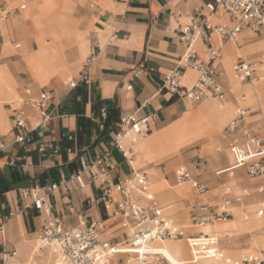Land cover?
<instances>
[{
    "label": "crops",
    "instance_id": "crops-1",
    "mask_svg": "<svg viewBox=\"0 0 264 264\" xmlns=\"http://www.w3.org/2000/svg\"><path fill=\"white\" fill-rule=\"evenodd\" d=\"M212 4L213 0H0V141L6 146L0 152V225L4 224L0 241L6 249L17 250L26 261L35 244L31 242L32 237L40 234L46 224L43 213L25 208L28 201L22 198V191L68 179L85 162H92L113 148L120 120L125 116L141 119L153 115L156 127L149 135L132 133L125 140L132 159L113 150L112 186L118 180L132 179L136 173L145 172L150 193L162 205L158 206L164 210L170 208L173 218L178 217L179 221L184 215L173 209L171 200L175 195L187 193L192 185L189 182L176 189L171 186L174 175L177 180V172L173 173V170L180 163L198 156L207 157L210 169L222 168L217 174L229 173L231 185H241L235 175L242 169L234 163L232 150L225 153V160L221 162V154L212 153L211 146L219 141L226 124L236 114L234 104L227 101L226 108L221 110L215 101L181 99L165 87L166 75L175 69L182 74L186 88H191L198 79V73L186 68L182 61L186 46L180 39L181 29L192 24L190 17L196 24L208 19L213 26H235L236 20L229 18L221 8L213 12ZM76 8L82 12L81 25H77L71 16ZM15 12L19 17L13 18ZM19 19L23 24L20 28L23 39L22 44L14 45ZM246 30L258 35L262 28L258 32L241 31L238 43L241 41L242 45L225 41L213 32L199 37L196 62L209 63L210 50L222 48L223 57L215 65L225 74L226 92L230 93L231 89L245 92L248 96H242L241 105L244 108L261 107L264 115V85L259 90L243 87V83L237 86L230 76L231 69L235 75L234 64L239 58L255 56L264 48V40L256 41ZM29 35H35V50L30 49ZM12 46L23 48L18 52L12 50ZM5 51L8 55L3 58ZM93 52L94 60L87 68L90 83H80L70 89L67 80L69 83L78 80L85 70L87 61L84 63V60ZM45 57L53 59L51 65L43 67L38 61L30 66L28 62L33 59L43 61ZM38 104H42L43 110L50 115L48 123L43 124ZM104 107L108 109L109 117L101 127L100 113ZM18 111L24 112L26 129L35 130L33 141L26 145L14 144L18 131L11 125V118ZM182 126H185V135L180 131ZM41 143L48 145L46 155L38 151ZM199 144L200 149L182 155L184 149ZM83 181V187L77 182H68L50 195L53 217L60 220L65 229L80 222L102 221L105 225L103 241L109 246L123 242L128 233L122 220L115 215L114 205L96 203L105 186L104 180L91 182L86 176ZM255 183L260 192L264 178H255L247 184ZM195 191L197 197L190 204L192 228H198L193 226L195 203L213 205L208 201L213 195ZM246 196L232 197L239 198L241 201L235 204L242 205ZM119 199L116 195V200ZM254 206L252 204V208ZM11 211L15 216L9 218ZM259 211L258 204L249 220L257 218L262 221L261 225L255 223L234 234L249 235L254 229L263 227L264 217ZM165 216L171 224L183 228L189 237L216 236L223 246L233 237L203 234L201 228L197 233L189 234L184 225L172 220L167 210ZM243 216L237 210L229 220L242 221L245 214ZM254 241L264 244V234L251 236L250 247ZM154 247H163V243H152L150 250ZM46 250L52 253L50 248ZM225 250L229 249L223 248V252ZM123 256L128 259H122ZM50 257L45 261L39 255L33 264H54L56 255ZM133 257L137 258L133 254H117L109 264H125Z\"/></svg>",
    "mask_w": 264,
    "mask_h": 264
},
{
    "label": "built area",
    "instance_id": "built-area-1",
    "mask_svg": "<svg viewBox=\"0 0 264 264\" xmlns=\"http://www.w3.org/2000/svg\"><path fill=\"white\" fill-rule=\"evenodd\" d=\"M221 8L225 14L236 20L233 27L227 25L213 26L208 19L202 24H196L190 17L192 24L181 29L180 39L186 46L183 56V65L195 70L198 79L191 88H186L182 82V74L175 69L165 77V87L177 97L192 102L216 99L225 102L227 92L224 86L223 72H219L216 63L223 57L222 48H212L209 52V63L196 62V43L199 37L208 32H213L225 41L238 43L239 34L245 29L258 32L264 27V0H213L210 9L214 12ZM95 53L85 64L78 80L69 83L70 89H75L80 83H90L88 67L94 60ZM264 64V54L259 60L247 61L242 57L234 64L236 78L241 83L253 82L256 72ZM37 107L42 111L43 124L48 123L50 115L47 114L42 104ZM99 124L104 127L109 117L108 109H101ZM247 109L238 108L236 116L228 124L225 130V138L228 139L229 148L232 150L237 163L244 165L247 173L252 178H264V137L259 136L248 124H246ZM264 122V118H263ZM11 125L18 131L14 144L26 145L33 141V132L26 129V119L23 111L16 112L11 118ZM156 127L153 115L137 119L133 116L122 117L119 123V131L116 134L113 148L99 156L92 162H85L82 167L68 179L64 178L59 183L46 186H33L22 191V198L28 201L26 209H33L46 216V224L41 232V240L45 245L55 243L58 248V256L63 264H109L111 258L117 254H130L147 248L154 242H166L186 239L192 252V262L200 259H222L223 254L218 248V238L211 235L189 237L183 228L171 224L165 210L160 208L153 195L149 193V180L145 172H138L132 179L118 180L114 182L112 171V152L120 151L127 159H132V154L125 147V140L131 133L142 136L149 135ZM40 137L42 133L39 132ZM6 146L0 141V152ZM48 145L41 143L38 151L46 155ZM89 176L91 182L104 180L105 186L97 204H113L115 215L119 217L127 229V237L123 242L109 246L103 241L105 225L102 221L90 223L80 222L73 228L65 229L62 222L53 217L52 206L49 197L55 191L65 186L68 182H77L84 186V177ZM177 181L179 183L191 182L194 188L201 194L208 192V188L193 178L186 166L178 170ZM260 194L263 199L259 202L260 213L264 217V186ZM116 195L120 196L116 200ZM239 198L226 197L216 205L195 203L194 223L195 227H203L217 222H225L232 217V208ZM15 216L9 213V218ZM0 232H4V224L0 225ZM264 232V226H263ZM0 264H21L18 252L15 249H6L0 241ZM138 254V253H135ZM142 254L139 253V256ZM141 264H171L158 255H147ZM229 260H227L228 262ZM230 263V262H228ZM235 264H264V259L244 258Z\"/></svg>",
    "mask_w": 264,
    "mask_h": 264
},
{
    "label": "rangeland",
    "instance_id": "rangeland-1",
    "mask_svg": "<svg viewBox=\"0 0 264 264\" xmlns=\"http://www.w3.org/2000/svg\"><path fill=\"white\" fill-rule=\"evenodd\" d=\"M17 6V5H14ZM29 7V5H28ZM82 14L80 8H76L73 12H72V18L73 20L77 23V25H81V23L79 22V18L80 15ZM19 15L18 12L14 13L13 18L15 17H19L17 16ZM5 16V15H4ZM20 20V19H19ZM25 21L28 22L29 21V17L26 16L25 17ZM23 27L22 21L20 20V26H19V31L18 33L15 35V44L20 43L22 44V32H20V28ZM245 32L251 33L254 37V39L256 41H262L264 40V28H262L261 33H259L258 35H254L252 32L246 30ZM35 35H29L28 37V41L30 43V49L31 50H35L37 49V44L35 43ZM238 45H242V42L240 41L238 43ZM23 47H20L19 49H16L15 46H12L11 49L14 51H20ZM264 54V48H261L258 52L257 55L255 56H251L248 57L245 55V58L243 56V59H246L247 61H256L259 60L261 58V56ZM8 55V52H4L3 54V58H5ZM47 56V53H46ZM90 56V55H89ZM89 56L84 60V63L88 60ZM40 62L42 63L43 67H46L47 65H51V62H53V59H49V58H43V61L40 60H36L33 59L32 61H29L30 66H33L34 63L36 62ZM34 62V63H33ZM262 71L256 72V78L253 82H248V83H243V87H250L253 90H259L263 85H264V65H262ZM233 83L235 85H240L241 82L237 83L236 81L232 80ZM67 83L69 84V81L67 80ZM242 96H245L247 98V94L245 92H235L233 89L230 90V93L227 92V98L225 101H230L234 104V110H237L238 108H244L241 105V100H242ZM204 101H220V100H216V99H210V100H204ZM218 103V102H217ZM225 106L224 104H218L219 109L221 107ZM245 109H247V114L245 116L246 118V122L248 124H250V127L259 134V136L264 137V122H263V118L264 115L261 114V107L259 108H252V107H246ZM236 116V114L234 113L233 116L231 117L230 120H232V118ZM230 122V121H229ZM229 122L226 124V126L229 124ZM225 126V127H226ZM225 128L223 129L220 137H219V141L218 142H213L212 143V153L214 154H221V158L220 161L223 162L225 160L224 155L225 153L228 151L229 152V142L228 139L225 138ZM201 145H193L191 147H188L186 149H184L182 151V155L183 156H187L189 155L192 151L196 150V149H200ZM220 149V150H219ZM234 163L236 164V166H239L242 170L241 173L237 172V174L235 175V179L238 183H240L241 185L238 186H233L231 185L230 181L231 178L229 177V173H224V174H217V171L222 169V168H217V169H210L208 167V158L207 157H202V156H198L192 159H189L188 162L185 163H180L178 166H176L173 170L174 172H177L178 174V170L181 166H186L189 171L191 172V174L193 175V178L198 180L199 182H202L203 184L206 185V187L208 188V192L211 195H213V198L211 199H204L205 201H209V203L213 204V205H218L219 203H221L223 201V199L227 196H235V195H248L246 196L245 202L244 204H235L232 208V217L234 215L235 211H240L241 216L244 217L243 215L247 214L249 217H251L253 215V213L255 212L259 202L263 199V195L258 193L260 187L258 185H256L257 183H255L254 185H249L247 183H249L250 181H252L255 178L250 177L247 172H246V168L244 165H241L239 163H237L236 159H234ZM233 163V164H234ZM233 166V165H232ZM168 178V177H167ZM171 183V182H170ZM185 184V183H184ZM179 183L176 179H175V175H174V182L171 183V186L174 187V189H176V187L178 185H184ZM191 188L189 189V191L185 194H181V195H175L173 196V199L171 200L172 205L174 206L173 209H177L179 210L183 215L184 218L183 220H179L177 221L178 217H175V219L173 218L174 214L171 213L170 208L169 209H165L167 210L168 215L171 216L172 220H174V222H176L177 224L180 225H184L187 229V232L189 234H195L197 233L198 229L201 228L200 233H204L203 227H199V228H192L190 227L191 221H190V204L192 203V201L194 200L195 197H197V193L195 191V189L192 187V185L190 184ZM246 189L249 191L247 192ZM227 193H230L229 195H227ZM158 205L160 207H162L160 200L156 197L155 198ZM252 204H254L255 206L252 208ZM232 219V218H230ZM246 218H244L242 221L239 220H229L226 223L223 222H217L215 224H212V229H213V233H215L217 236L223 238L226 234L230 235L232 238H230V243L226 246H223L221 241L219 242V247H220V252L222 254H224V256H222V259H204L206 261V263H210V264H235V262H241L244 258H260V259H264V244H261V250H258L255 248L254 243L252 242V245L250 247V243L248 242L251 238V236L253 235H259V234H264V232L261 230L263 227H261L260 229H254L253 233H249V235H245L243 234H234V233H238L241 229H245L242 226V222L245 221ZM250 222V221H249ZM262 223H260L261 225ZM264 226V225H263ZM41 233L38 235H35L32 237V241L31 242H40L41 238ZM173 243H175L176 245H182L185 244L187 248L189 247V244L186 240H174L171 241ZM29 243V242H28ZM35 245V244H34ZM42 245H45V243H43ZM41 244L37 245V250H40ZM183 247V246H182ZM185 247V246H184ZM48 248V246L45 245V247L41 248V251H45ZM223 248H228L229 250H225L223 252ZM2 251V247L0 248V252ZM18 252V251H17ZM37 253H40V256L43 258V254L38 251ZM18 256H19V260L17 263H21V264H26L25 260L22 259V257H20L19 252H18ZM122 259L127 260L128 257L123 256ZM227 260H230L231 262L228 263ZM33 264V263H32ZM38 264H43L38 262ZM49 264H53V262L49 263ZM173 264V263H171Z\"/></svg>",
    "mask_w": 264,
    "mask_h": 264
},
{
    "label": "bare ground",
    "instance_id": "bare-ground-1",
    "mask_svg": "<svg viewBox=\"0 0 264 264\" xmlns=\"http://www.w3.org/2000/svg\"><path fill=\"white\" fill-rule=\"evenodd\" d=\"M262 66L259 67V72L262 71ZM230 76L232 78V80L236 81L237 83H239L240 81L238 79H236L235 75L233 74L232 72V69H231V72H230ZM224 79H225V76H224ZM236 84V83H235ZM218 102V104H225L227 101L225 102H221V101H216ZM233 105V104H232ZM226 108V106H223L221 107L220 109L221 110H224ZM190 119V118H189ZM192 119V118H191ZM197 121V120H196ZM207 122V121H206ZM185 124V123H184ZM194 124V123H193ZM195 125V124H194ZM185 126H182L181 128V132L183 133V135H185ZM201 130V129H200ZM174 131V130H173ZM199 131V130H198ZM132 134V133H131ZM130 134V135H131ZM129 135V137H130ZM190 137V136H189ZM189 182H186L185 184H187ZM181 184H184V183H181ZM182 186V185H180ZM150 193V191H149ZM151 194V193H150ZM152 195V194H151ZM245 221L242 222V226L244 228L246 227H249L251 228L250 226H253L255 223L256 224H260L262 223V221L260 220H257V218H253V220L251 222H249L250 220V217L246 214L245 215ZM262 218V217H261ZM249 220V221H248ZM228 221V220H227ZM240 221V220H239ZM226 222V221H225ZM203 230H204V233L205 234H211L213 233V229H212V224H209V225H206V226H203ZM252 230V229H251ZM41 243L39 242H36L35 245L30 249V251L28 252V258L26 260V264H32L35 259V257L39 256L40 253H37L38 251H40L42 254H43V258L45 261L47 260H50V255H56V259H55V263L54 264H63L61 262V259L59 258L58 256V248L57 246L55 245V243H49L48 245V248H50L52 250V254L51 252H49L48 250H45V251H41L43 247H45V245H42L43 244V241L40 240ZM255 242V241H254ZM163 243V247H154L152 248V250H150V246L151 244L145 248L144 250H141V251H135L133 252V255H135L137 258H131V260L125 264H141V260H146L147 255H158L160 256L161 258L167 260L168 262L170 263H173V264H210V263H206V261L204 259H200L196 262H191V251L189 248H187L186 246L185 247H182L180 245H176L175 243L171 242V241H166V242H161ZM41 244V247H40V250H37V245ZM254 246L256 249L258 250H261V244L255 242L254 243ZM135 253H138V254H135ZM139 253H141L142 255L139 256ZM23 254V252H22ZM24 256V255H23ZM23 258V257H22ZM257 259H260L259 257ZM230 262V261H228ZM35 264V263H34Z\"/></svg>",
    "mask_w": 264,
    "mask_h": 264
}]
</instances>
